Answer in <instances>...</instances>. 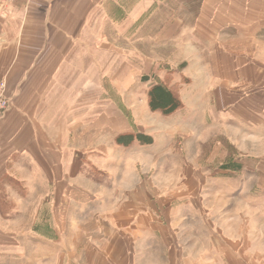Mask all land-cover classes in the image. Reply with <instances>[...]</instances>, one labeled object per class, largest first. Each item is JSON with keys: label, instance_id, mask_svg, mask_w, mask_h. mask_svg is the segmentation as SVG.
<instances>
[{"label": "rangeland", "instance_id": "obj_1", "mask_svg": "<svg viewBox=\"0 0 264 264\" xmlns=\"http://www.w3.org/2000/svg\"><path fill=\"white\" fill-rule=\"evenodd\" d=\"M203 2L208 15L185 14L174 48L159 37L104 67L97 45L94 82L79 89L76 117L64 108L61 147L49 134L45 149L62 196L54 180V194L32 197L37 181L0 180V215L16 221L3 228L16 235L31 203L67 205L59 250L36 240L42 264H235L237 248L264 264V0ZM157 83L176 99L169 113L149 105Z\"/></svg>", "mask_w": 264, "mask_h": 264}, {"label": "crops", "instance_id": "obj_2", "mask_svg": "<svg viewBox=\"0 0 264 264\" xmlns=\"http://www.w3.org/2000/svg\"><path fill=\"white\" fill-rule=\"evenodd\" d=\"M193 4V0L0 1V81H5L10 97V106L0 118V180L37 181L39 193H33L32 189L37 188L32 184L25 187L29 197L54 194L48 183L54 180L55 189L59 186L57 195H61L62 174L56 170L58 165L53 169L57 161L49 160L45 149L52 137L56 149L61 147L58 138L64 131V108L71 111L70 117H76L73 111H77L79 89H88L94 82V70L101 66L95 54L97 45L108 54L104 67L112 64V52L131 48L143 51L145 43H157L159 37H171L165 39L174 48L175 38L185 34L181 26L184 15L198 20L199 14H206L203 0L197 1L195 7ZM251 22L256 25L255 18ZM263 27L264 21L258 28ZM80 68L87 69L82 81ZM35 133L40 138L35 146L38 150L31 143ZM40 154L45 160L34 158ZM28 210L35 214L25 235L4 229L16 221L0 215V264H32L33 260H40L34 264H42L48 256L47 249L37 248L36 240L54 245V252L59 250L62 226L57 220L68 218L67 205L63 201L48 206L31 203ZM73 211L78 210L71 206L69 212ZM123 218L127 221L126 213ZM158 233L155 237L159 242ZM238 251L235 249L231 255L235 264H249L246 256L236 254Z\"/></svg>", "mask_w": 264, "mask_h": 264}, {"label": "trees", "instance_id": "obj_3", "mask_svg": "<svg viewBox=\"0 0 264 264\" xmlns=\"http://www.w3.org/2000/svg\"><path fill=\"white\" fill-rule=\"evenodd\" d=\"M262 30H264V27ZM145 79L146 77L144 76L143 80ZM176 104L175 97L164 84L157 83L151 88L149 105L152 110H160L163 113H169L175 109Z\"/></svg>", "mask_w": 264, "mask_h": 264}, {"label": "built area", "instance_id": "obj_4", "mask_svg": "<svg viewBox=\"0 0 264 264\" xmlns=\"http://www.w3.org/2000/svg\"><path fill=\"white\" fill-rule=\"evenodd\" d=\"M2 3H11L14 0H0ZM24 2H27L29 0H23ZM10 106V97L6 90V83L4 80L0 81V118L4 115V113L7 111V109Z\"/></svg>", "mask_w": 264, "mask_h": 264}]
</instances>
